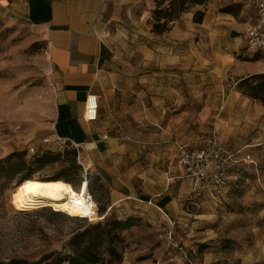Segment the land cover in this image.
Masks as SVG:
<instances>
[{
  "label": "crops",
  "instance_id": "obj_1",
  "mask_svg": "<svg viewBox=\"0 0 264 264\" xmlns=\"http://www.w3.org/2000/svg\"><path fill=\"white\" fill-rule=\"evenodd\" d=\"M248 6L254 20L245 18ZM154 8V0H0L8 18L34 27L47 45L55 109L47 149L58 139L78 145L86 171L109 191L110 210L139 203L162 224L192 232L203 214L189 206L222 210L238 190L264 189V106L238 89L260 73L239 59L243 43L260 53L244 35L256 10L254 0H211L156 36ZM89 96L99 105L91 122ZM213 133L247 173L237 179L233 171L223 194L192 196L176 143L202 149Z\"/></svg>",
  "mask_w": 264,
  "mask_h": 264
},
{
  "label": "rangeland",
  "instance_id": "obj_2",
  "mask_svg": "<svg viewBox=\"0 0 264 264\" xmlns=\"http://www.w3.org/2000/svg\"><path fill=\"white\" fill-rule=\"evenodd\" d=\"M245 14V18L254 20L250 6ZM239 59L255 63L260 68L258 75H264V56L252 54L244 43ZM54 110L44 36L27 23L8 18L0 9V160L12 153L26 152L25 159L32 165V155L46 151L47 145L42 141L47 138ZM31 167L12 179L0 180V262H32L48 253L63 251L70 237L88 225L51 208L29 209L22 204L28 181L19 187L17 183L25 173L42 181L63 170L62 165ZM88 174L93 176L89 171ZM93 190L94 193L89 189V193L98 210L106 208L100 217L132 219L134 224L121 235L117 248L123 259L117 264H185L175 261L178 255L168 253L166 244L159 240L166 224L161 223L156 212L134 202L110 210L108 189ZM251 191L238 190L235 199L220 206L222 210L189 206V210L195 208L203 214L197 228L190 232L189 228L180 230L176 224L174 230L176 240L188 253L189 264H264V189Z\"/></svg>",
  "mask_w": 264,
  "mask_h": 264
},
{
  "label": "trees",
  "instance_id": "obj_3",
  "mask_svg": "<svg viewBox=\"0 0 264 264\" xmlns=\"http://www.w3.org/2000/svg\"><path fill=\"white\" fill-rule=\"evenodd\" d=\"M211 0H154L155 8L152 12V33L156 36H163L171 29V25L183 14L190 12L197 6H203ZM203 14L197 12L194 16L195 22H201ZM238 89L242 95L260 102L264 106V75L252 76L241 81ZM41 153H34L32 165L37 169L48 166L62 165L60 174L46 182H64L69 184L75 191L79 192L84 182L87 183V190L94 193L93 187L98 190H106L105 185L96 175L82 173L81 166L77 162V152L71 147L64 151L57 149H45ZM26 152L12 153L3 160H0V180L12 179L16 173H21L32 168L26 161ZM34 180L31 173H25L18 181L17 187L26 181ZM76 183L78 185L75 186ZM86 194V193H85ZM90 194V193H89ZM91 195V194H90ZM94 200V199H93ZM95 202V201H94ZM96 203V202H95ZM106 208L98 210L99 215L104 214ZM101 213V214H100ZM64 214V213H62ZM60 216L59 213H53ZM65 215V214H64ZM68 216V215H66ZM69 217V216H68ZM77 221L88 222L86 219L71 218ZM134 226L132 219L124 221L104 218L102 222L89 223L83 230L75 232L66 242L63 251L51 252L37 261L15 260L0 262V264H117L121 263L123 253L117 248L122 241V233Z\"/></svg>",
  "mask_w": 264,
  "mask_h": 264
},
{
  "label": "built area",
  "instance_id": "obj_4",
  "mask_svg": "<svg viewBox=\"0 0 264 264\" xmlns=\"http://www.w3.org/2000/svg\"><path fill=\"white\" fill-rule=\"evenodd\" d=\"M254 7L256 10V20L254 24L246 29L244 35L246 44L250 50L264 54V0H254ZM98 107L97 97H87L85 107L86 121L91 122L96 120ZM56 142L59 151H64L66 148L71 147L77 152V162L83 168L86 175L87 171L81 159L79 146L74 143L71 144L66 139H58ZM50 143L51 140L49 138H45L42 141L44 145ZM176 149L177 163L184 169L186 176L192 181V196H197L204 190L223 194L228 189L229 179L233 171L237 179L243 178L247 173V167L235 168L237 165L236 155L226 148L223 140L216 133H213L206 141L205 148L192 149L187 145L176 143ZM246 160L249 162L250 158L247 157ZM233 168L236 170H233ZM83 199L86 204L92 205L91 215L86 218H76L86 219L90 223L102 222L104 217H100L97 204L88 191L86 194H83ZM175 225V221L167 222L159 235V240L166 244V251L168 253H176L178 255V259L175 261L189 264L187 251L174 236Z\"/></svg>",
  "mask_w": 264,
  "mask_h": 264
},
{
  "label": "bare ground",
  "instance_id": "obj_5",
  "mask_svg": "<svg viewBox=\"0 0 264 264\" xmlns=\"http://www.w3.org/2000/svg\"><path fill=\"white\" fill-rule=\"evenodd\" d=\"M86 190V182L77 192L61 181L31 180L25 185L22 204L29 209L51 208L56 212L66 213L71 218H86L91 215L92 208L83 199Z\"/></svg>",
  "mask_w": 264,
  "mask_h": 264
}]
</instances>
